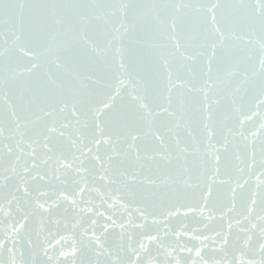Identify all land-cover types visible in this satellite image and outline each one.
<instances>
[{"label":"snow or ice","instance_id":"obj_1","mask_svg":"<svg viewBox=\"0 0 264 264\" xmlns=\"http://www.w3.org/2000/svg\"><path fill=\"white\" fill-rule=\"evenodd\" d=\"M0 201L8 264L59 207L73 264H264V0H0Z\"/></svg>","mask_w":264,"mask_h":264},{"label":"water","instance_id":"obj_2","mask_svg":"<svg viewBox=\"0 0 264 264\" xmlns=\"http://www.w3.org/2000/svg\"><path fill=\"white\" fill-rule=\"evenodd\" d=\"M5 2H7V0H5ZM89 183H91L90 178H89ZM92 195L95 196V193H92ZM230 195L231 194L228 192L225 186L213 187V198H214L213 202H215L217 198L223 199L225 197H230ZM48 199L49 202H51L52 200L55 199V196L50 195ZM0 203H4V202L0 201ZM201 203H203V201H201ZM8 211L9 209L6 204L3 210H0V239L5 238V231L6 230L10 231V225H12L20 217V214L17 213L16 211L15 205L12 208L11 216L7 215ZM181 211L183 212L185 210L182 209ZM54 221H59V223H56ZM74 223L75 220L73 218V214L71 213V211L66 213L64 212L63 207L54 209L51 215L44 218L43 224L41 223V217L39 215L37 214L31 215L22 233L16 237L17 251L15 253V257L17 260V264H22V261H27L28 264H31L33 256L36 254V252H38L40 259L46 261L47 257L44 255V251H43V249L45 248L48 250V255L59 257V264H73V257L71 255L72 246L75 241L79 240V231L81 230V228L74 229L73 228ZM89 223L90 222L87 221L85 218L84 222L82 223V227H88ZM205 223H208L209 225V230L205 232L206 235L211 236L214 234L215 230H219L218 219L215 223L202 220L199 212H196L195 214L188 213L186 216L181 215L180 217L172 218L170 221V227L180 230L181 226H183L189 233H191L192 229L194 228L203 229V225ZM41 227H43L44 229L43 232L41 233V241L43 243V247L41 249L35 250L34 252L33 249L30 248L27 242V238L31 236L33 242H35L36 233L41 229ZM118 231L119 230H117V232ZM174 240H175V236L171 238V241ZM181 241L187 242L190 247L193 245H195L196 247L200 246L198 241H188L187 237H181ZM145 243H147V241H145ZM212 248L213 246L209 241L208 247L204 250V255L206 258H211L214 255ZM61 251L67 252L69 253V255L66 257L60 256ZM177 252L182 257H187L188 255L186 252H180L179 249H177ZM151 254L153 256L157 255L154 246H152ZM0 260H3L5 264H8L9 253H7V251H4L2 254H0ZM78 261H79V257H77V264ZM53 264H57V262L53 261Z\"/></svg>","mask_w":264,"mask_h":264}]
</instances>
